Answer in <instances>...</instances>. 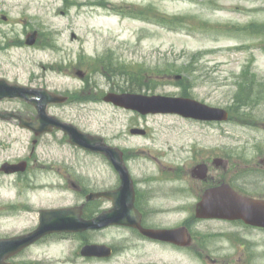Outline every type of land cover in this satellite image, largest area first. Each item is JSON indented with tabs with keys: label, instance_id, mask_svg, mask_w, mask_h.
I'll list each match as a JSON object with an SVG mask.
<instances>
[{
	"label": "rangeland",
	"instance_id": "1",
	"mask_svg": "<svg viewBox=\"0 0 264 264\" xmlns=\"http://www.w3.org/2000/svg\"><path fill=\"white\" fill-rule=\"evenodd\" d=\"M35 33L34 45L22 43ZM0 65L22 83L63 93L66 104L50 108L61 120L126 149L139 186L154 183L156 196L143 194L141 202L164 207L157 215L163 226L187 225L209 245L207 233L222 225L197 222L199 188L224 180L264 196V0H0ZM78 70L91 73L88 85ZM125 91L194 98L228 109L231 119L208 126L171 115L138 117L102 100ZM239 100L248 105L239 109ZM132 129L147 135L136 138ZM39 141L29 178L20 171L0 176V239L29 233L39 210L78 205L86 192L118 185L103 157L71 149L61 135ZM33 142L29 133L4 128L0 163L10 161V150L12 164L24 163ZM202 162L204 183L193 172ZM75 246L50 239L19 262L91 264L75 261ZM191 254L178 251L177 263L197 264Z\"/></svg>",
	"mask_w": 264,
	"mask_h": 264
},
{
	"label": "flooded vegetation",
	"instance_id": "2",
	"mask_svg": "<svg viewBox=\"0 0 264 264\" xmlns=\"http://www.w3.org/2000/svg\"><path fill=\"white\" fill-rule=\"evenodd\" d=\"M6 21L9 22V19ZM84 73L82 80L88 85L89 81L84 76L89 77L91 73H85L86 75ZM0 80L9 84L20 83L18 78L10 76L6 68L1 65ZM25 85L28 87L37 86L32 83H25ZM92 85L96 86L95 83ZM4 101V103H14V101L20 100L6 99ZM21 104L27 106L24 103ZM14 105L16 106V104ZM2 115H6L10 119L8 121H3L1 119ZM34 117L33 110L26 108L18 109L15 107L10 109H0V131L2 132L4 131V128H8L10 132L21 131L31 134V132L20 127V119L33 121ZM1 124L5 125L1 126ZM41 143L42 142H35L36 145H41ZM36 152L37 148L31 146L30 154L27 155L25 161H22L27 162L25 172L26 178H29L32 175L28 174L32 165L39 162L37 158L35 159ZM15 155L16 151L10 150L9 164H12L11 160ZM127 159H130V153L125 150L126 165ZM6 163L7 162L0 163V176L6 175L2 170L3 165ZM198 165H206V162L199 163L196 166ZM193 172L196 174V170ZM200 181L204 183L209 180L208 177H206ZM140 182H142V184L140 186L139 182L134 184L132 190L134 196L133 206L139 214L138 222L129 221L124 227L112 226L99 230L90 229L74 233L59 234V237H63L68 242L76 243V249L73 254L77 260L91 264H114L113 262L115 260H122V264H179L176 261V253L178 250H185L187 253H192L191 258L197 264H264V237L259 238L256 236L257 233L264 235V230L247 226L243 222L218 221V223L222 225L219 229L220 231L207 233V238L212 242V244L209 245H202L199 238H193L189 247L181 248L178 247L177 240L167 242L147 237L145 235L146 230L160 231L169 229L170 227L163 226L160 221H157V215H160V212H165L162 211L164 209L162 205L154 206V208H152L150 205L146 206L141 202V196L143 194L147 197L156 196L157 193H154L152 190V185H154V183L146 180ZM211 186H216V184H207L202 188L197 187L192 189L197 190L199 188L194 197L200 198L204 191ZM76 190L78 193L84 192L80 186H78ZM173 192L174 191H172V193ZM173 195L175 196V194ZM157 202L161 203L159 200H157ZM108 203V199L101 200L94 198L89 205L85 204L76 207L79 213V218L83 221H89L96 218L100 214L108 211ZM125 207L129 209V204L127 203V206L125 205ZM156 208H160L161 211ZM52 236H58V234H53L50 237ZM91 245L102 246L103 249L101 250V253L103 256L91 258L84 257L82 255V250L86 246ZM109 253L110 255H108Z\"/></svg>",
	"mask_w": 264,
	"mask_h": 264
},
{
	"label": "water",
	"instance_id": "3",
	"mask_svg": "<svg viewBox=\"0 0 264 264\" xmlns=\"http://www.w3.org/2000/svg\"><path fill=\"white\" fill-rule=\"evenodd\" d=\"M8 93L3 91L1 94ZM57 100L54 98H46L43 101V104L40 108L41 116L45 117V106L48 102ZM106 101L114 102L117 105L125 106L126 108H132L138 110L144 114L148 113H177L184 117H191L197 119H206V120H221L223 118H227L228 115L225 111L221 109L211 108L207 105L201 104L191 99L186 98H166V97H145V96H133V95H125L122 97L109 95ZM46 126L43 125V128ZM45 130V129H44ZM74 132V131H73ZM71 132L72 134H74ZM82 137V136H81ZM73 141L77 143H84L79 140L76 136L73 137ZM115 158H117V153L111 151ZM116 167L120 170L118 166V162H115ZM121 174L124 179L125 186V172L122 169ZM221 190H214L211 192V195L214 197ZM210 201L209 206L212 207V214L215 212L217 216L224 217L225 216V201L227 198H215ZM233 203L231 206H235ZM248 207L251 213H255V216H244L243 219L246 221L252 222L253 224H262L264 225V202L255 201L250 199H243V203L237 204L234 208L237 211L239 208ZM125 195L121 194L118 199V208L114 214L111 215L110 221H117L125 219ZM117 217V218H116ZM233 218V214L230 216ZM67 218H64V215L60 211H52V212H44L41 213V223L42 226L40 231L31 237L21 238L17 240H9V241H0V264L1 260L8 254L13 253L15 251L20 250L25 245L31 243L32 239L44 232H48L51 230H69L75 228L68 224ZM70 222V221H69Z\"/></svg>",
	"mask_w": 264,
	"mask_h": 264
},
{
	"label": "trees",
	"instance_id": "4",
	"mask_svg": "<svg viewBox=\"0 0 264 264\" xmlns=\"http://www.w3.org/2000/svg\"><path fill=\"white\" fill-rule=\"evenodd\" d=\"M243 90L246 92H250V90H248V89H243ZM237 105H238V108L240 109V108L247 106L248 103L247 102L245 103V101L239 100Z\"/></svg>",
	"mask_w": 264,
	"mask_h": 264
}]
</instances>
